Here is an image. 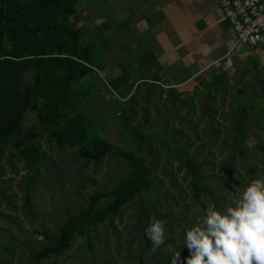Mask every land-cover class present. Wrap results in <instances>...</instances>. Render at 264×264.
Here are the masks:
<instances>
[{
	"label": "rangeland",
	"instance_id": "rangeland-1",
	"mask_svg": "<svg viewBox=\"0 0 264 264\" xmlns=\"http://www.w3.org/2000/svg\"><path fill=\"white\" fill-rule=\"evenodd\" d=\"M89 4L91 0H80L77 12ZM255 76L252 80L255 86L250 83L245 88L218 86L215 89L220 93L215 96L206 100L192 97L186 102L169 94L158 98L155 93L159 87L144 85L135 90L122 85L113 90L105 84L100 72L76 84L85 95L78 99L80 106L72 115H84L89 139L95 136L106 139L121 150L144 156L153 166L152 178L157 188L148 195V204L158 215H167L174 221L166 226L165 243L146 256L148 264H172L173 256L178 253L181 257L178 264H186L190 253L187 246H182L181 228H190L211 205L226 208L248 183L264 178V71L258 70ZM251 103L256 105L247 122L251 137L245 141V156L240 152L233 155L234 139L228 115L234 109L252 106ZM39 105L40 101H35L26 114V128L37 124ZM123 113L126 117H121ZM40 143L47 163L37 176L16 156L12 145L0 161V244L3 248L0 261L5 264H141L144 242L137 199L114 219L98 226L91 241L77 235L63 256L42 263L35 261L34 255L57 239L69 215L77 212L96 192L116 187L129 171L127 159L118 151L96 164L82 159L75 161L71 150L61 154L48 133ZM178 150L194 155L203 165L205 185L213 190L219 203L213 196L195 191L186 169L181 166Z\"/></svg>",
	"mask_w": 264,
	"mask_h": 264
},
{
	"label": "trees",
	"instance_id": "trees-1",
	"mask_svg": "<svg viewBox=\"0 0 264 264\" xmlns=\"http://www.w3.org/2000/svg\"><path fill=\"white\" fill-rule=\"evenodd\" d=\"M79 1L0 0V161L7 147L12 145L16 156L37 176L47 163L40 143L46 133L61 154L71 150L75 161L82 159L87 163L101 164L115 151L124 155L129 171L116 187L96 192L77 212L69 215L60 227L57 239L38 251L34 259L42 263L63 256L77 235L91 241L98 226L114 219L137 199L144 242L141 264H148L145 258L153 244L145 234L146 227L153 219L165 220L166 226L174 220L167 215H158L148 204V195L157 188L152 178L153 166L148 159L121 150L101 137L89 139L84 115H72V111L80 106L78 99L85 95L76 84L104 69L98 46L88 41L72 23ZM146 86L157 87L153 84ZM207 86L210 91L218 84ZM172 94L180 99L183 97V93L177 91ZM155 95L162 98L163 93H158L157 89ZM196 95L200 100L205 98L204 93ZM187 98L191 99V96ZM35 101H40L37 124L26 128V114ZM251 104L234 109L228 115L234 139L233 155L240 152L245 156V141L251 137L247 122L256 105ZM121 117H126L125 113ZM178 156L195 191L213 196L219 203L213 190L205 185L203 165L194 155L178 150ZM104 201L107 203L103 204ZM0 264L5 263L0 261Z\"/></svg>",
	"mask_w": 264,
	"mask_h": 264
},
{
	"label": "crops",
	"instance_id": "crops-1",
	"mask_svg": "<svg viewBox=\"0 0 264 264\" xmlns=\"http://www.w3.org/2000/svg\"><path fill=\"white\" fill-rule=\"evenodd\" d=\"M72 23L100 49L113 90L153 84L173 99L177 91L206 100L219 92L208 84L255 86L264 71V46L238 43L222 0H91Z\"/></svg>",
	"mask_w": 264,
	"mask_h": 264
},
{
	"label": "clouds",
	"instance_id": "clouds-1",
	"mask_svg": "<svg viewBox=\"0 0 264 264\" xmlns=\"http://www.w3.org/2000/svg\"><path fill=\"white\" fill-rule=\"evenodd\" d=\"M166 221L153 219L145 229L152 251L166 241ZM186 264H264V178L252 180L223 209L211 205L189 227H182ZM180 253L172 258L178 264Z\"/></svg>",
	"mask_w": 264,
	"mask_h": 264
},
{
	"label": "built area",
	"instance_id": "built-area-1",
	"mask_svg": "<svg viewBox=\"0 0 264 264\" xmlns=\"http://www.w3.org/2000/svg\"><path fill=\"white\" fill-rule=\"evenodd\" d=\"M222 10L238 43L264 46V0H222Z\"/></svg>",
	"mask_w": 264,
	"mask_h": 264
},
{
	"label": "flooded vegetation",
	"instance_id": "flooded-vegetation-1",
	"mask_svg": "<svg viewBox=\"0 0 264 264\" xmlns=\"http://www.w3.org/2000/svg\"><path fill=\"white\" fill-rule=\"evenodd\" d=\"M187 96H188V95H186V96L184 95V96L180 99V101H181V102H186V101L190 100V99L187 98Z\"/></svg>",
	"mask_w": 264,
	"mask_h": 264
}]
</instances>
